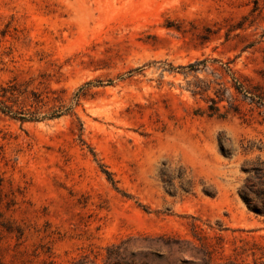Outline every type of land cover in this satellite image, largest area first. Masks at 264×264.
Masks as SVG:
<instances>
[{"label": "rangeland", "instance_id": "1", "mask_svg": "<svg viewBox=\"0 0 264 264\" xmlns=\"http://www.w3.org/2000/svg\"><path fill=\"white\" fill-rule=\"evenodd\" d=\"M10 81L62 116L0 113V262L264 264V0H0Z\"/></svg>", "mask_w": 264, "mask_h": 264}, {"label": "trees", "instance_id": "2", "mask_svg": "<svg viewBox=\"0 0 264 264\" xmlns=\"http://www.w3.org/2000/svg\"><path fill=\"white\" fill-rule=\"evenodd\" d=\"M209 61L207 59L197 62L195 64H191L188 66V69L191 72L197 73L199 71L198 65H203L204 67H208ZM220 69L231 72V68L228 64L221 65ZM214 70L218 71L219 68H215ZM241 86L243 83L239 80ZM193 87L192 93L194 96L203 95L209 89V84L201 79H197L194 83H190ZM261 98V97H260ZM262 99V98H261ZM56 100H58L56 98ZM42 94L35 93L33 91L28 92L27 90H23L21 85L17 82L10 81L8 83L0 84V113L9 117L12 120L27 122V121H40L45 119H57L62 116L60 106L58 109L56 106L50 108L45 112L43 110L45 103ZM214 106L210 107L211 114H218L220 111L218 106H216V102L212 100ZM243 200L250 207L249 199L242 195ZM261 213L264 214V208H262ZM1 217V216H0ZM2 226L6 227L5 224L1 223ZM20 235H23L21 230H18ZM122 246L111 247L107 250V260L106 264H149L148 262L138 261L135 258L130 260L126 259L121 253ZM0 264H3L0 262Z\"/></svg>", "mask_w": 264, "mask_h": 264}]
</instances>
